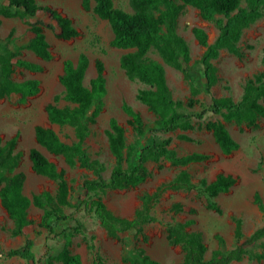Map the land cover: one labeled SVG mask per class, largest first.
<instances>
[{"label": "trees", "instance_id": "obj_1", "mask_svg": "<svg viewBox=\"0 0 264 264\" xmlns=\"http://www.w3.org/2000/svg\"><path fill=\"white\" fill-rule=\"evenodd\" d=\"M91 1L94 2L93 13L110 25L113 33L110 45L129 50L121 56L120 67L128 79L138 80L144 85V88L137 92L136 98L155 115V119L146 124L138 111L127 104L123 105V111L128 117L127 124L137 137L146 134L155 136L176 129H191L192 121H201L207 112L220 114L225 120H233L236 123L253 124L257 116L264 118L262 104L264 58L262 70L247 79L243 94L238 101H234L230 96H211L207 107L194 111L198 101L192 97L186 102L174 99L163 66L147 56L149 50L154 49L164 62L191 77L189 47L177 33V19L183 5L195 7L203 19L213 23L217 35L213 42L209 43L202 29L193 28L196 40L205 50L198 60L203 79L201 83L195 81L198 87L192 89V95L198 94L200 89L211 94L218 80L214 60L224 49L239 54L237 44L242 33L264 14V0H129L131 12L115 8L112 0H81L83 8L89 9ZM39 12L45 13L56 24L57 38L69 40L78 35L71 20L55 8L38 5L36 0H0V15L3 17L32 18ZM29 31L31 36L23 46H10L11 34L0 40V98L18 95L24 100L40 90L39 81L36 79L14 81L11 77L16 66L28 70L39 68L19 58L21 48L32 51L41 59H50L52 56L42 24L32 23ZM93 64L95 75L89 80V84L85 85V74L89 66L88 57L80 53L75 62L70 59L64 60L62 73L58 79L64 88L63 100L67 104L60 105L61 97L56 95L45 105L49 124L59 128L70 127L74 141L71 143L63 141L51 126L41 124L34 126L35 140L40 146L50 154L62 156L68 165L74 166L77 163L95 176L82 182L81 190L84 191L85 197H79L74 201L65 178V170L57 168L35 147L28 153L31 168L37 174L55 181L56 190L53 194L43 191L32 194L31 197L26 196L22 192L25 175L20 171L14 172L21 158V153L16 151L18 135L15 134L5 142L0 136V203L13 223L11 234L19 235L24 228L33 223L28 217V209L35 206L42 211L38 225L60 240L56 246L45 245L42 264L54 262L83 264L80 255L72 253L69 249L71 237L84 232L82 226L77 223L69 224L59 232L55 229L56 223L72 220L71 214L65 212L66 208H73L74 212L83 210L86 213H93L108 235L117 238L120 233L130 230L140 231L145 224L157 222V218L150 213V208L165 189L192 190L200 185L206 195L213 198L219 193L227 192L237 181V178L231 174L219 173L210 182L200 179L195 184L191 181L189 173L181 170L168 184L163 185L153 194L142 196L141 205L131 218L112 213L99 193L110 189L137 187L148 176V161L164 158L174 165L184 166L203 161L207 155L196 152L178 155L169 148L170 137L164 139L152 137L147 144L140 147L127 144L125 128L112 118L109 121L107 141L115 163L108 179H104L102 175L104 165L97 158H92L84 147L90 125L96 122L106 94L104 64L100 59H95ZM205 128L212 133L222 153L230 154L237 149L238 144L222 122L207 121ZM181 137L187 138L184 135ZM134 154L135 161L131 163ZM207 207L220 212L215 202H209ZM186 225L187 223L165 225L168 241L181 245L185 250L184 259L179 264H231L248 254V248L264 238V220L247 237L242 232L240 221H236L235 245L227 250L215 249L209 258H205L207 248L201 234L187 231ZM33 248L34 240L27 238L21 246L4 251L2 256L18 257L27 264H38ZM87 249L92 256V264H119L108 261L97 250L93 235L88 237ZM254 257L264 260V254H256ZM125 260L131 264H161L150 258L141 248L130 252Z\"/></svg>", "mask_w": 264, "mask_h": 264}, {"label": "rangeland", "instance_id": "obj_2", "mask_svg": "<svg viewBox=\"0 0 264 264\" xmlns=\"http://www.w3.org/2000/svg\"><path fill=\"white\" fill-rule=\"evenodd\" d=\"M36 3L55 8L68 17L78 31V35L69 40L57 38L56 24L43 12L37 13L32 18L0 15V40L11 34L10 46H23L31 36L29 31L31 24L39 23L43 26L52 54L50 59H41L32 51L21 48L19 58L39 68L28 70L16 66L11 77L14 81L36 79L39 81L40 90L24 100L18 95L0 98V136L5 142L15 134L18 135L16 151L21 153V158L14 172L24 173L22 192L26 196L31 197L32 194L43 191L53 194L56 190L55 181L32 170L28 153L34 147L39 149L57 168L65 170V178L74 201L79 197H85L84 191L81 190L83 180L95 178L91 171L80 167L77 163L70 166L62 156L50 154L36 142L34 136V126L41 124L53 127L63 141L68 143L74 141V134L70 127L59 128L49 124L45 105L56 95L61 97L60 105L67 104L63 100L64 88L58 77L62 73L63 61L70 59L75 62L80 53H84L89 60L84 79L85 85H88L89 80L95 75L94 60L100 59L104 64L106 94L103 98V108L96 122L90 125L89 136L84 143L89 155L97 158L104 165L102 173L104 179H108L115 163L107 141L109 121L112 118L125 128L127 144L140 147L147 144L152 137L155 139L170 137L169 148L178 155L194 152L207 155L203 161L184 166L174 165L164 158L148 161V176L137 187L110 189L99 193L112 213L131 218L140 207L142 196L153 194L160 187L168 184L181 170H186L195 184L200 179L210 182L219 173L231 174L237 178L236 183L227 192L219 193L213 198H209L200 185L192 190L165 189L150 208V213L157 218V222L145 224L140 231L130 230L120 233L117 238L108 235L93 213H86L83 210L74 212L73 208H66L65 212L71 214L73 221L58 222L55 224V229L59 232L67 225L77 223L82 226L84 232L71 237L69 249L72 253L80 255L83 264H92V256L87 249L90 235L94 236L97 250L110 262L131 264L125 260V257L130 252L141 248L150 258L161 264H179L184 259L185 250L181 245L168 241L166 223H187V231L199 232L207 248L205 258H209L215 249L227 250L235 245L236 221H240L242 232L246 237L262 224L264 220L263 117L257 116L253 124L236 123L233 120H225L220 114L207 112L201 121H192L191 129H176L164 134L158 133L155 136L146 134L143 137H137L127 124L128 117L123 111V105L127 104L138 111L146 124L151 123L155 115L137 100L136 94L139 89L144 88V85L138 80L128 79L120 67L121 56L129 50L110 45L113 37L112 30L106 20L93 13L94 2L91 1L90 8L87 10L83 8L81 0H36ZM112 3L115 8L131 12L129 0H112ZM193 28L202 29L209 43L213 42L217 35L213 23L203 19L195 7L185 4L177 19V33L189 47L191 77L164 62L154 49H150L147 53L149 58L163 66L172 97L183 102L191 97L196 99L198 104L194 107V111L207 107L211 96H230L234 101H238L243 94L247 79L262 70L264 14L244 29L237 44L239 54L236 55L224 49L214 60L218 80L211 94L200 89L198 94L192 95V89L198 87L197 83H201L203 79L198 60L205 50L196 40ZM262 104L264 105V101ZM207 121L222 122L238 144L237 149L230 154L222 153L212 133L205 128ZM181 135L187 138H182ZM134 161L135 154L131 157V163ZM209 202H215L220 212L209 209L207 207ZM41 214V209L31 206L28 209V217L33 223L24 228L21 234L12 235L13 223L0 203V264H27L25 260L18 257L2 256L4 251L21 246L27 238L34 240L33 251L38 264L44 263L45 245L56 246L60 240L38 225ZM256 254H264V238L249 247L248 254L231 264H264V260L254 257Z\"/></svg>", "mask_w": 264, "mask_h": 264}]
</instances>
